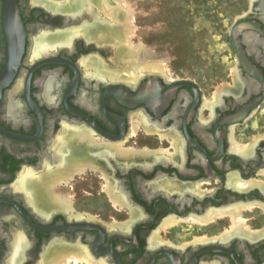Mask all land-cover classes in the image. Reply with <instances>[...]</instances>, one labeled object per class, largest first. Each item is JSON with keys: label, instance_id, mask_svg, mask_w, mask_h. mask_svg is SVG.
<instances>
[{"label": "flooded vegetation", "instance_id": "af4514ba", "mask_svg": "<svg viewBox=\"0 0 264 264\" xmlns=\"http://www.w3.org/2000/svg\"><path fill=\"white\" fill-rule=\"evenodd\" d=\"M102 1L15 0L8 10L0 0V264H53L79 251L100 264H264V225L218 234L198 226L229 206H264V182L253 178L264 172V133L243 152L232 145L264 105V0H249L235 21L252 68L237 56L235 77L211 100L188 78L112 71L120 64L103 58L114 40L99 35L120 4L104 0L105 11ZM10 36L23 47L12 76ZM59 168L71 176L54 190L105 193L110 208L48 211L14 186L20 173Z\"/></svg>", "mask_w": 264, "mask_h": 264}, {"label": "rangeland", "instance_id": "374dc122", "mask_svg": "<svg viewBox=\"0 0 264 264\" xmlns=\"http://www.w3.org/2000/svg\"><path fill=\"white\" fill-rule=\"evenodd\" d=\"M102 4L104 10L107 11L108 6L103 1ZM119 4V10L125 8V21H128L129 10L134 19L124 33V42H118L119 39L114 38L113 52L103 58L105 61L107 58L110 59L114 64L120 63L118 66H110L112 71L131 73L133 68L127 69L125 62L116 58V51L126 50L125 48L128 46L134 52V47L142 46L143 57L139 56L142 67L138 69H146L149 66L148 69L170 77L194 80L204 89L207 99L211 100L217 96L219 90L235 77L238 58L231 41V27L250 7L249 0H121ZM129 15L131 14L129 13ZM122 21L123 19L120 18L119 22ZM129 28H132L133 31L131 32ZM114 55L115 60L113 59ZM145 64L147 67L144 66ZM113 69H118V71ZM261 109L244 125L237 126V131L232 138V145L233 148L236 147V151L243 152L248 144L254 141V138L264 133V105ZM253 178L264 182V172ZM229 181L232 182L230 179ZM233 183L239 184L238 182ZM61 186L55 188V191H58L56 193L72 202L71 206L77 214L86 210L89 216H93L92 214L110 208L107 205L105 193L88 194L75 190L69 192L65 186ZM114 204L121 210V206L117 202ZM116 213H120V211L117 210ZM223 217V219L217 218L209 226L202 224L198 226L205 229V233L218 234L232 226L230 216L227 214ZM242 218L246 226L251 229L260 228L264 225V206L248 204L242 210ZM183 227H189V225L185 224ZM68 264L100 263H94L90 258L77 262L71 255Z\"/></svg>", "mask_w": 264, "mask_h": 264}, {"label": "bare ground", "instance_id": "6f19581e", "mask_svg": "<svg viewBox=\"0 0 264 264\" xmlns=\"http://www.w3.org/2000/svg\"><path fill=\"white\" fill-rule=\"evenodd\" d=\"M104 1V0H103ZM121 1V0H120ZM119 1V2H120ZM105 4V2H104ZM118 5V4H117ZM116 5V6H117ZM119 9V8H118ZM115 9L114 12L109 13L111 18H114V22L111 23V25L109 26V28H101L104 30V32L107 33H101L99 35L100 39H104L106 36L108 37H112L113 39H119L118 42H124L123 40H125V34L126 31L128 30L127 26L130 27V24L133 22V14L132 12L129 13L131 15H129L128 13V21H127V26H125L122 22H119V19H123L122 11ZM110 10V9H109ZM127 12V9H126ZM121 21V20H120ZM103 26V25H102ZM107 26V25H106ZM132 29V28H131ZM129 28V30L132 32L133 30H131ZM101 31V30H100ZM108 34V35H107ZM90 35V34H89ZM129 35V34H128ZM66 37V36H63ZM50 38V37H49ZM127 38V37H126ZM48 39V38H47ZM59 39L58 36L55 37H51L50 40H48V44H41L40 42L36 43V45L34 46V50H33V54L37 55L40 50H48V46H55V43L57 40ZM106 41V40H105ZM116 41V42H117ZM128 45V44H127ZM112 46L114 47V44H112ZM132 46V45H131ZM112 47V48H113ZM116 47V46H115ZM117 48V47H116ZM134 52L131 50V48H129L128 46L125 48L126 50L120 51L118 50V52L116 51V58L119 60H122L125 62V64L127 65V69L128 68H133L131 73H135L137 72L140 68L142 67L140 65V57L142 56L141 52H142V46H136L134 47ZM124 49V48H123ZM118 53V54H117ZM143 57V56H142ZM141 57V58H142ZM99 58V57H98ZM101 60V59H100ZM98 60V59H92L90 60L91 63L93 61L92 64H94L97 69L100 71L102 70L103 67V63ZM117 61V60H116ZM144 62V61H143ZM142 62V63H143ZM147 62V61H145ZM155 62V61H154ZM153 62V64H154ZM118 63V62H117ZM150 63V62H149ZM148 63V64H149ZM120 64V63H119ZM152 64V63H150ZM164 64V63H163ZM143 65V64H142ZM160 65V64H159ZM93 66V65H92ZM146 66V64L144 65ZM143 66V67H144ZM163 66V65H162ZM94 67V66H93ZM137 67V68H136ZM147 67V66H146ZM149 67V66H148ZM148 67L146 69H148ZM118 71V70H117ZM128 73V72H126ZM137 74V73H136ZM132 75V74H131ZM135 78V77H134ZM138 126V124L136 125ZM136 126L133 125V132L136 133ZM132 133V132H131ZM132 133V134H134ZM91 135L89 133H85L84 134V138L89 139ZM59 141V140H57ZM91 141V140H90ZM96 142V141H95ZM245 146V145H244ZM239 147V146H238ZM242 147V146H241ZM239 147V148H241ZM236 148V147H235ZM238 148V149H239ZM243 148V147H242ZM125 150V149H124ZM127 150V149H126ZM147 150V149H146ZM243 150V149H242ZM59 152V151H58ZM128 152V151H127ZM130 152V151H129ZM147 152V151H146ZM150 152V151H149ZM103 154V153H102ZM84 156V155H83ZM56 173L54 174H47V176L45 178H41L40 176H35L31 171H28L26 173H22L20 174V176L16 179V181L14 182V186L16 187V189L22 190L24 191V193H26V195L28 196V201L30 200V202H32L35 206H40L43 208H48V211L52 210V209H56V208H60V207H67L68 208H73L71 205L72 203L70 201H68L67 199L63 198V196H58L55 194V190L54 188H52L53 185H56L57 183L59 184L62 181H68L70 179L71 174H66L64 173L61 168L57 169L55 171ZM80 172V171H79ZM73 175V174H72ZM232 182H238L237 178H231ZM66 183V182H65ZM239 183V182H238ZM243 185V184H241ZM114 195V193H113ZM26 196V197H27ZM115 201V203L118 201L117 198L113 199ZM120 201V200H119ZM246 205H236V206H232L230 207V209L227 208V210H217L214 211L210 218L214 219L215 217H223V215H229L231 218V222H232V226L231 228L228 230L229 232L231 231H242V232H247L248 229H250L249 226H246L244 219L242 218V210L244 209ZM42 208V209H43ZM43 213V212H42ZM193 219V218H192ZM19 240V238H18ZM18 243V242H17ZM15 243V244H17ZM19 244V243H18ZM15 246V245H14ZM17 248V246L15 247ZM16 250V249H15ZM76 250L79 251V249L76 248ZM80 252V251H79ZM79 252H74V253H66L63 254L61 257L57 258L53 264H68L71 255L74 256V259L78 262V260L81 261V259L86 260V258L88 259V257H86L85 255H80ZM16 254V252H15ZM70 254V256L68 255ZM80 255V256H79ZM60 256V255H59ZM83 256V257H82ZM70 257V258H69ZM55 259V258H54ZM90 261V260H89ZM90 263V262H89ZM95 263V262H94Z\"/></svg>", "mask_w": 264, "mask_h": 264}, {"label": "water", "instance_id": "95a60500", "mask_svg": "<svg viewBox=\"0 0 264 264\" xmlns=\"http://www.w3.org/2000/svg\"><path fill=\"white\" fill-rule=\"evenodd\" d=\"M14 5H15V0H9L7 9L8 10L13 9ZM238 25H239V23H235L233 25L232 29H231V41H232V43L234 45V48H235V51H236V54H237L239 60H241L242 63L246 67L248 66V67L252 68V65L248 61V59H247V57H246V55L244 53V50H243V48L241 46V41H240V37H239L240 31H239ZM8 34L11 35L10 32ZM13 35H14V32H13ZM9 41H10V49H9L10 52H9V58H8V62H7V65L8 64L9 65L6 68V72L4 74L12 76L14 74V72H15V69H16V66H17V63H18V58L20 57V55H21V53L23 51V47L22 46H18V43L16 42V39L14 37L12 38L10 36ZM249 71L251 72V69ZM77 227H80V225L72 224L70 227H67V228L69 230H73V229H75Z\"/></svg>", "mask_w": 264, "mask_h": 264}]
</instances>
